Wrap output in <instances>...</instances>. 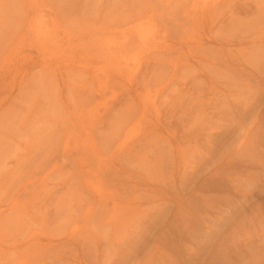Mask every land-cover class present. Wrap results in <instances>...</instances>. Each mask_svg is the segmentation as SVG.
Listing matches in <instances>:
<instances>
[{"label": "rangeland", "instance_id": "rangeland-1", "mask_svg": "<svg viewBox=\"0 0 264 264\" xmlns=\"http://www.w3.org/2000/svg\"><path fill=\"white\" fill-rule=\"evenodd\" d=\"M19 1L21 2V0ZM41 1L43 2V0ZM46 1L47 2L49 1L50 3L49 2L46 3ZM87 1L88 3L89 2L90 3L87 4ZM113 1L108 2V0H44V2L47 5L44 3V5H41V7L43 6L42 10L45 8L47 10L46 9L44 11L41 10L43 14L42 12H40L44 17H46V19L44 20H47V18L49 20V17L50 19H52L51 17L53 15L52 12L53 10L56 11V8H57V10H59L62 16V20H63L62 23L64 22L63 24L60 23L61 26L64 27L65 29L68 28L67 32L64 29H60L59 31L61 32L59 35L61 36L59 35L58 36L61 38L59 37L57 38L56 36V38L60 40H58L57 42H54V44H51L52 46L49 45L45 49L42 46H40L39 43L36 42L37 40L33 37L34 35L30 36L28 32L29 30H26L25 28H21V27H15L18 25L19 21L18 22L16 21L17 23L15 26H14L15 24L14 22L10 23L12 21H15V19L13 18L11 21L10 19L11 16L19 20L17 18L18 17L17 12H19L18 7L16 8L17 9L16 11L14 10V12H16L17 15L15 13H11V16H8L10 15L8 14L5 17H3L4 18L3 23L0 24V154H2L1 157H3V154H5L6 157L9 156V158L11 157L12 159L11 158L9 159L7 157L8 160L6 162L7 158L5 159V165H4V158L2 159L0 158L1 159L0 161H3V163L2 162L0 163L1 165L0 167V210H4L6 208V212H7L8 207L10 208V205L14 204L15 202V207L21 206L22 208L23 206L24 208L23 209L20 208V210L24 211V209H26V211L22 212L23 214L21 215L18 214V216H15V217L4 216V212L0 213V256L1 257L4 256V258L2 259L0 257L1 261L2 260L6 261L8 259L9 261H12V262H9L7 260L10 264H14L16 260L18 261V263H15V264H78L77 261L79 263L82 261V264H94L93 261H95L96 263V259H97L95 256L96 255L95 252L97 253V250H94L93 246L95 242H91L89 240L88 235H90L92 238L98 239V242L96 244L99 245L103 243L99 247L100 248L107 247L108 249H110V256H114V251H116V245H117L116 242L119 240L118 238L120 237V235L136 230V232H138L136 235V244H134L132 248L129 250L130 252H129V256H127L126 264H158V260H157L158 254H154L156 252L158 245H159V248L157 250L165 251V252L163 251V258H166V257L169 258L168 255L173 257L175 255L174 253H176L181 248V246H183L184 248V246L185 247L189 246V244L190 245L192 244L191 246L195 248L194 250L195 252H197L196 253L197 255H196V258H194L193 263H190L192 262L190 261L187 263L184 262V264H223V263L224 264H252V263L254 264L255 261L258 260L260 257H262L261 259L263 261L262 264H264V225H263L264 224V187L260 188L259 190L256 189L255 192L254 191L247 192L245 194V197H242L241 199L238 200L237 204L238 205L240 204V206L242 207V211H244L243 212L244 216H242L243 214L240 211V214L238 216L236 215L232 218L231 217L229 218V215L227 216L226 214L224 215L220 214L219 215L220 217L218 218L217 216L214 217V220L217 222V226L211 229L219 228L220 230H218V232L216 231L217 233L215 232V236L211 238V240L213 239L212 241L210 240V242L212 243L210 242L202 243L203 242L201 239L202 236H197L198 238L197 240L194 239L195 241L192 240L191 239L192 237L190 236L187 238V236H185L186 230L184 231L181 228L182 222L179 216L172 218L171 215H168L167 218H165V221L163 222H160L162 219L156 218L152 220V222H149L146 226L144 224L141 227L142 229L136 228L135 220L137 219V216H140L141 213L139 212H138L139 214L134 213V211H132L131 209H130L131 211L127 209L128 212H126V210L124 209L125 207L129 208L137 204H140L142 206L141 209H145V208L148 209L150 207L148 204L150 200L148 198H149V194L151 193L149 190H147L148 188L147 184H150L151 181L149 180H152V179L148 177L149 174L145 177V175L147 174L146 172H148V167L146 166V162L144 163V161H141V160L142 159L144 160L145 158V161H146V159L151 154H154L155 150H153L152 152V149H153L152 147H154L155 141L153 139L150 140L151 136L154 137L156 140H158L157 136L160 137L161 135V134L159 135V133L163 132L162 135L164 136L166 134L168 135L170 131H173L174 127L171 128L173 130H170V131L166 130V127L164 125L167 124L168 122H173L175 123L176 126H178L179 129H176L175 131H179L178 133L179 135L181 134V131H180L182 127L181 125L183 126L190 125V126H193L194 128L195 127H197V129L199 128V124L202 121L200 119L202 117L199 116L200 114L197 110L196 111L193 110L194 107L192 106V104L188 103L190 102L191 97L188 96L187 94L189 95L192 94L193 96H196L198 99H200L199 98L200 96H198V94L200 92L201 93L203 92V90L201 91V89H205V91L208 90L206 88L207 85L208 84L213 85L214 84L213 80H214L215 81L214 90L216 91V89H218L216 94L219 93L218 95L215 94V96H219V95L221 96V94L225 92L229 94V99L231 97V100H232L233 98H235L236 93H237V90H235L236 88H233V87H238V90H239L238 92L242 93V92H245L243 91L244 88H242V86L243 87L250 86L252 88L254 85L258 87L257 83H261V80L259 78L262 76L261 74L262 64L261 63H263V58L261 57L263 56L259 55L260 52L258 50L256 51V48L257 47L259 48V45H258L259 42L261 43L262 40L264 41V36H263L264 28L262 27V25L261 26L259 25L262 23V21L264 22V13L262 14L260 13L261 15L259 14V11L260 10L262 11L264 9V8H261V7H264L263 5L264 0H226L228 2L225 1V4L221 5V8L219 7L220 8L219 12L223 16L219 14L220 15L219 19H215L217 18L215 17V15H218V12H216L214 17H211L210 19L209 18L204 19L202 23L201 22L198 23L197 20H194V21L189 20L187 19V17H185L186 14H182V13H187L185 12L186 10L185 5L187 4L190 5V3H192L191 2L192 0L191 1L180 0V2H176L177 0H175V4L173 3V0H170V2H168L167 0H155V1L152 0L151 3L149 0H140V1L135 0L133 2L132 0H124V1L120 0L121 3L119 2V0H115V2L117 1L116 2L117 6L112 3ZM181 1L182 3L183 2H188V3H185L182 6ZM206 1L207 0H201V1L199 0V4L197 5V7H200V5H204ZM10 2L13 3L12 1H9V3ZM110 2L112 3L111 4L112 6H115L114 8L115 10L117 7V11H115L112 8H111L112 10L110 9L111 7ZM143 2L145 3L148 2L149 4L146 6V4ZM123 3H124V6H123ZM168 3H171L170 6H168L169 5ZM226 3L229 5H226ZM179 4L182 6V9H180L181 6H179ZM45 5L46 7H44ZM176 5H177L176 10L178 9L179 11L180 19L178 16V11L176 12L175 8L173 10V7H175ZM95 6L96 8H94ZM255 6L260 8V10L257 8L259 10L257 11L258 12L257 14L255 12L257 10ZM20 7L21 5L19 4V9ZM118 7H122L121 11L122 9H125L123 11L124 14H122L123 18L126 17L127 13L130 12L132 8L133 9L130 12L131 15L128 13L129 15L128 20L127 18L123 19V21L116 23V27H115V21L112 18H115L114 14H116L117 16L118 13L120 14L122 13L120 12V10L118 12ZM130 7L132 8L130 9ZM183 8L185 9L183 10ZM144 9L146 10L143 11L142 13V10ZM187 9H188V6H187ZM254 9L256 10L254 11ZM49 10L50 11L52 10V12H50ZM181 10H183L182 13L180 12ZM109 11L111 12V14L113 13L112 14L113 16L110 14ZM44 12L47 13L48 16L49 15L51 16L48 17ZM91 12L92 13L97 12V13L96 14L93 13L94 14L93 15ZM146 12H147L148 17H145ZM171 12H174V15L177 14V17L175 15V17H173L174 19H172L173 14L171 15ZM133 13L134 15L132 17ZM139 13L141 14L142 18L139 15H138L139 17L137 16V18H140L142 21L139 19V21L141 22L137 24L138 22L137 18L134 16L135 14H139ZM252 13L256 14L257 16L252 15ZM21 14L22 12L21 13L19 12V15ZM36 14H38L36 15V17L40 16L39 13L36 12ZM102 14H104L105 17H107V19H105V17H103L104 15ZM63 15L66 19L68 17L69 20L68 19H67L68 21L64 20ZM96 15H99V16L97 17ZM100 15L102 18H100ZM107 15L108 16L110 15V17L111 16L112 17L108 18ZM259 15L261 17L263 15V18L261 19ZM182 16L185 19H183ZM258 16L259 18H257ZM33 17H35V15ZM129 17H130V21H129ZM253 17L255 18L253 19ZM59 18L61 19L60 16L58 17V19ZM117 18H121L120 15H118ZM117 18H115V20L120 21V19H117ZM176 18H178L177 21H179L178 22L179 25L176 24L177 23V21L175 20ZM98 19H99V22H98ZM102 19L103 21L106 20L105 24L101 23ZM108 19L109 20L112 19L110 22L114 24L113 26L111 25L113 30L107 29L108 31L107 32L106 28H111V26L107 24V23L110 24L109 21L107 22ZM145 19H148V21L150 20L151 21L148 22ZM186 19L189 20V23L190 22L192 23V24L190 23L191 25L189 24L190 25L189 27L185 22ZM232 19L234 20L233 23L230 22ZM135 20L137 21L136 23H134ZM152 20L155 23H153ZM173 20H175L176 23L174 22L172 24ZM180 20H183L182 21L183 25L186 24L187 27H185L186 25L183 26ZM210 20L211 21L215 20L213 21L214 22L213 25H211ZM227 20L229 21L227 22ZM66 21L68 23H66ZM193 22H195L198 25L201 24L200 26L202 27V29L201 28L199 29L198 28L199 26L196 25L195 23L193 24ZM127 23H128V27L131 26L133 30L134 29L136 30L138 28V30L141 31V33L143 32L142 30H145L143 33L152 32V30L148 31L145 29L147 28V25L149 26L152 25L151 28L149 27V29H153L154 27L153 32L151 34L154 33L155 37L159 35L155 33L159 29H160L159 36H161L163 35V33H167L170 30V28H172L171 30L173 31V33L170 30L168 32V34L170 35L165 34L167 38L164 37V35L161 36L160 38H158L159 36L155 38L154 35H152L153 37L148 35L150 38H153L152 41H156V44L157 42H159V46H160L161 41L163 43L162 44L163 46H166V45L168 47H170V45L172 46L170 47V49H167V51L163 50L162 52L159 50L158 52L157 49H163V47L157 48L159 47L158 44L156 46V44L151 43L152 41H149L150 44L154 45L153 47L156 46V48L153 49L152 47V49L148 51L149 53L147 52V54L149 55H150V52L153 53V54L151 53L152 56L148 57L147 62H149V65L153 63L156 65L157 61L161 62L164 59L165 62H161L162 69L156 70L155 72L150 71L149 72L150 74H154L153 76L149 77L150 80H147V81L142 80L141 79L142 72L145 70L147 66L146 61L144 60V58L147 59L146 55L145 56L143 55L145 53H140L139 55V54H136L135 52V56L133 54L131 55L132 57L131 56L129 57V55L127 54L130 52L123 53L122 51H119V52H122L120 54L118 53L119 55L121 54L122 55L124 54V55L123 57H121L122 55L119 56L117 55V53L114 54L115 57L118 56L117 59L130 58L133 60V57H138V56L143 57L144 56L143 58H139L140 61L143 60V62L140 63L141 67L140 69H138L137 71L138 73L135 72L136 74L135 76H134V72H132L131 74L134 79L130 77L131 75L127 76V78H129V82L126 79V77H124L123 80L122 78L120 79L110 78L111 79L110 80L106 76L107 77L106 80H102L103 79L102 78L101 79L102 81H99V82L97 80L92 79L94 75V71L96 70V67L101 65L102 59L104 58L106 54L105 52L102 53V50L101 52H99L100 50H98L99 49L97 46L98 44H95L99 40L102 39L101 37L104 38L107 35L106 38L107 37L110 39L112 38L111 40H113V37H114V40H115L116 37L109 36L110 35L109 33H111V35L112 34L115 35L117 32L118 35L116 34V36L118 38L128 35L129 37L131 36L130 38L136 39V36L141 34L140 32H138V30L133 31L131 28L129 29L127 26H125L127 25ZM151 23H153L154 25L157 24L156 31H154L156 26H154ZM65 24H67V26H65ZM96 24H99V25L103 24L101 26L102 28H99L100 30H98L99 26ZM140 24L145 27L143 26H142L143 28L140 27ZM254 24H258V25H254ZM122 25H124L125 27L123 26L122 28ZM173 25H174V28L169 27ZM175 25L176 27L178 26V28L181 25L183 28L180 27L181 29L179 28L180 31H178V28H176ZM91 26L93 27L96 26L94 31H93V27ZM192 26L194 27L198 26L197 28L199 30L197 31V29H191V28H194ZM245 26L246 27L248 26L249 30L257 26L256 28L252 29L254 31L260 26L257 29L258 32H256V34H258L259 32L261 33L262 31L263 32V35H261L262 37L260 36V34H258L261 39L255 36L254 35L255 33H253L252 30L251 31L248 30L249 32L247 34L252 32V34H250L251 37L254 36L257 38L253 37L254 39H251L249 41V39L251 38L249 35V36H246L247 38L250 37L248 38V41H246L247 39L245 35H247L246 31L248 27L246 28ZM89 27H91L92 29H90ZM167 28L169 29L168 31L166 30ZM209 28L211 31L209 30ZM102 29H104L105 31L103 32ZM176 29H177L178 34L176 33ZM184 29L186 30V33ZM190 29L194 31L192 32ZM203 29L205 33H203L202 31ZM90 30L93 33L96 32L95 30H97L96 34L97 36H101L99 37L100 39L95 34L93 35V33L90 32ZM124 30L126 31L125 34H124ZM130 31L133 34H130L131 33ZM218 31H221L222 32V33L220 32L221 36H224V37H221ZM21 32H23V34H21ZM181 32H183L184 34ZM210 32L211 34L213 32V35L215 36L219 34L218 36H216L219 38H216L214 36L215 38L212 37L214 39L213 40L210 37L211 35L208 34ZM214 32H216V34H214ZM19 33L22 36H20ZM196 33L198 35H196ZM186 34H189V35H186ZM242 34H245V35H242ZM24 35H26L25 38H24ZM66 35L69 38L66 37ZM241 35L243 37H241ZM169 36H171L172 38ZM62 37L64 40L62 39ZM163 37H164V40L166 39L167 41L166 40L163 41ZM244 37L246 40L244 39ZM258 38L260 41L257 40ZM156 39L161 40V41H158ZM195 39L198 40L197 44L200 43L198 44L199 45L198 47L196 46V48H193L195 47L193 46L191 48V45L187 46L188 43L192 44L191 43L192 40H195ZM238 40L239 42H237ZM253 40L255 41L253 42ZM100 42L101 41H99L98 43ZM149 42L145 44L146 45L145 47H148L147 45H150ZM57 43L58 44L60 43L63 46L57 47ZM172 43L174 45H172ZM250 43L251 45L256 43L257 45L256 44L255 45L257 47H255V45H252L254 46L253 48L251 47V45H250L251 48L246 47V45L249 46L248 44ZM188 47H190L191 49H189ZM234 47L235 48L238 47L237 48L238 51L237 49L234 50ZM204 48L206 50L208 49L209 52L206 53ZM209 48L212 50H210ZM63 49H65L67 53H70L69 57L64 56L66 52ZM201 49L204 51L202 52ZM228 49L230 52L235 51V53L233 54V52H231L232 53L231 55ZM246 49L249 51H245ZM254 49H255V52H254ZM130 50H134V49L130 48L129 51ZM239 50L241 53L239 52ZM251 50L254 53L251 52ZM125 51H127V49ZM133 52L134 51H132L131 53ZM256 53H258L259 56L258 55L257 56L261 58L262 60L255 58L257 57V56H254L256 55ZM222 56L223 58L220 64H222V62L225 61L224 63L228 62L227 63L228 65H225L223 63L220 67H218L219 72L215 74V77L217 78L213 77L214 79H209L210 81L208 80L206 85L203 84L202 81L205 80V77H202V75L205 69V65L209 63V61L211 62V60L212 62H220L219 59H221ZM246 56L247 57L250 56V57L246 58ZM252 57L255 58L257 61H255ZM252 60L256 62L255 65L258 64L256 65L257 69L255 68V65L254 66L252 65L253 63ZM244 61L245 63H249L250 65L244 64ZM79 63L83 65L85 64V69H79L78 67ZM43 66L48 67V72L46 75H44L46 78L45 77L44 78L47 80V83L49 81V84H48L49 86L46 85L47 83L44 81V78L42 77L44 74L43 70L45 69ZM242 66H244L245 68H243ZM93 67L95 68L93 69ZM238 67H242V68H238ZM156 69H159V68H156ZM243 69L244 70L247 69V70L244 71ZM99 70L100 69L97 70L99 75H102ZM226 72L228 75H230V73L232 74V76L235 75L234 77H232L231 75L229 76L232 78V80L233 78L235 79L237 77L238 78L237 81L242 82L243 79L241 78H244L245 82L248 84L245 85L244 81L242 83H238L237 81H235L238 83V85L237 84L235 85L234 80L232 81L230 80L231 78L230 79L229 77L227 78ZM237 73L241 75L239 76V74ZM221 76H225V77H222L221 79ZM246 76L249 78H247ZM39 77L42 78V80L44 81L43 82L44 84L42 83V80L40 79L38 80ZM101 77H104V76L102 75ZM218 78L219 80L220 79L221 80L219 81ZM223 78H227V82H229V80L232 81L231 82L232 87L230 88L231 90L233 88L232 91L229 89L230 87L229 85H231L230 82L228 84L224 83L226 79L224 80ZM239 78L241 80H239ZM124 80L126 82H124ZM256 80H259V81H256ZM139 81H142L144 83L147 82L146 83L147 87L149 86L151 90L149 91V93L151 94L153 93V96L156 95L155 108L157 110L150 109L147 114H144L145 116L143 115L146 118H144L143 116L141 118L137 117L138 114H136V116L133 115L135 113V112L133 113V111H136V108H135L137 105L136 100L137 99L141 100L143 98V94H145L143 92L148 89V88L146 89V86L144 85H142V87L140 84H138L140 85V87L136 86V84ZM156 81H157V84L159 83L158 81H160V84H162L161 86L162 87L164 86L163 88H159L160 90L158 89L159 90L158 92L156 88L160 84L158 85L156 84L157 86L155 87L154 83H156ZM123 83L127 85L128 83L133 84L132 86L133 88L130 91V93H127L124 88L121 89V87L124 85ZM39 84L40 85L43 84V87L45 85V88H42V85L39 86ZM241 84H244V85H241ZM202 85L206 87L202 88L203 87ZM46 86L48 87L47 90H50L52 94L54 93L53 95L50 94V91H49V95L47 94L48 91H46ZM153 86L156 90V93H154L155 90ZM240 86L242 90L239 89ZM37 88L38 89L42 88L43 95L46 93L45 96L46 97L48 96L49 100L50 99L53 100V104L50 100V104L46 105L47 98L43 96L42 93L40 94V92L42 91H39ZM134 88L138 90L135 91L136 89ZM245 90L247 91V89ZM35 92L38 93V94L36 93L37 96L35 95ZM231 92L235 94V95L234 94L232 95L233 97L230 96L232 94ZM239 93L237 94L236 98L239 97L240 95L242 96V94L240 93L239 95ZM31 95L32 97H35V98H32ZM54 95L55 97L58 96L57 97L58 99H56ZM209 95H211V93ZM50 96H53V97H50ZM104 96L106 100H102V97L103 99H105ZM153 96L150 95V97L154 98ZM54 100L57 101L61 106L57 104V102L55 104ZM30 103H32L33 106L32 104L30 106ZM79 104L81 105L84 104V106L80 105L82 108H85L88 105V108L86 107L87 111L85 109H82L80 106H78ZM55 105L56 106L59 105L60 108L59 106L56 107ZM94 105H95L94 110L97 108V105H98L99 110L97 112L96 110L95 112H92L93 114H91L92 115L91 116L90 111H92L93 108L91 110V108L89 109V107H94ZM47 106H49V108ZM50 106L51 107L54 106L55 109L54 107L52 109ZM262 106L264 107V105H261L260 108H262ZM79 107L81 108V110L79 109ZM46 109H52L55 113L53 112L50 114V112H47ZM79 110L82 112H80ZM83 110L86 112L87 115L89 113L91 117H89V115L87 116L86 114L85 116H83L84 115L83 113H85ZM153 110L154 111L156 110V111L154 112ZM33 112H34V115L35 114L39 115L40 113V118H38L39 116L36 117L37 121L34 115H32ZM195 112H198L199 115ZM29 113H32V114H29ZM81 113L83 115L80 116ZM131 113H133L132 115L134 116L135 120H133L134 119L133 118L132 121L129 122L128 126L125 127L124 123L131 116ZM53 114L54 116L48 117L50 119L49 122L51 121L50 123L53 122V124L48 125L50 123H48V121L46 122L45 117L48 115H53ZM29 115L31 116L30 120L28 117ZM156 115L158 116V119H155ZM41 116H42V120L44 118L48 126L46 125L44 120L43 121L41 120ZM193 116L194 118H191ZM138 118L140 119L137 120ZM23 119L24 120L26 119V120L22 121ZM27 121H28V124L26 123V126L34 124L33 127H36V125H38V123L41 122L39 125H42L43 123H45V125L43 124L45 128L42 125L43 130L40 128V132H39V127L41 126H37L38 129L35 128L34 133L30 132L32 135L28 133L29 135L27 134V136L29 137H27L25 134L27 133V131L29 132V130L24 125L25 124L24 122H27ZM29 121L30 122L32 121V124L31 123L29 124ZM138 121L140 123H138ZM20 123H23L27 131H25L24 126L22 127V124L20 125ZM16 124L20 126L19 128L20 133H18V131L16 132V130L18 129L12 130L13 127L12 129H10L11 126L13 125L15 126ZM133 124L136 125V128H134L135 126H133ZM19 126H17V128ZM31 127L32 126H30L29 129ZM36 129L38 132L36 131ZM125 130L127 132H130L131 134L130 135L128 133V136H130L129 141L133 138L134 139L140 138L141 140L144 139L143 141L140 142V145L138 144L135 146V149L137 151L139 149L140 153L143 152L141 154V156L143 155L142 159L139 156L140 153L137 152L136 150L132 149L129 152L127 150L128 148L123 149L125 145L121 148L123 150L120 149L121 151L119 150L115 152L113 151L112 148H110L111 145L113 144L112 147H114V150L116 149L114 146L115 140L118 139L116 136H118V134L120 133L122 135L126 134L127 132ZM114 132L118 134H116L115 136ZM146 136H147V139L145 138ZM115 137L116 139H114ZM122 137L123 136L119 138L120 140L119 142L121 143H122ZM148 137L150 138L148 139ZM2 140L8 141L10 144L7 142L9 144L7 146L5 141L2 144L1 143ZM148 142H150L151 144ZM4 143H5V146H3ZM141 144L147 147L144 148L143 146H141ZM148 150L149 152H146ZM110 151L114 152L115 156L110 155L112 154V152L110 153ZM127 152H129V154L132 152L134 155L131 156L132 153L130 155L128 154L127 156H129L130 158L128 159V157H126L125 155ZM136 152L138 155H136ZM145 152L147 155L145 154ZM100 154H103V157L105 156L108 158L104 159L101 155V158H103L101 160L100 157L98 156L100 160L98 162L96 157L97 155H100ZM124 155L126 158H123ZM134 156L138 158L134 159ZM51 157H52V160H51ZM22 158H25V159L23 160ZM17 160L18 161L21 160L22 162L20 161V164L22 165L17 163ZM41 162L43 163L48 162V165H45V163L41 164ZM95 162H98V164L100 163L101 166L99 165L98 167L97 163ZM16 163L19 164V167L15 166L17 165ZM35 164H39L40 167L39 168L38 166L34 167ZM82 164L83 165L85 164L86 167H84L85 165L83 166ZM43 166L44 167L46 166V167L44 168ZM88 166L90 167L88 168ZM15 167L17 170L15 169ZM41 167H43V169ZM19 168L23 170L24 173H21L20 171H18L20 170ZM34 168L36 169L38 168V170L36 169L34 170ZM52 168H55V169H52ZM82 168L85 169L86 171L88 169H92V170H90L91 172L89 171L90 173H88V171L87 172L85 170L83 171ZM12 170H16L23 175H19L21 177L19 178L17 177L18 175H16L19 173L14 171L15 173L12 174L13 172ZM43 170L47 171L49 174H47ZM83 172H86V173L84 174ZM138 174H140L141 176ZM83 175H86V176H83ZM85 181L92 184L89 187L92 188V186L95 185L96 188L97 186H99L100 189L97 192L92 191L94 189L91 190V188L89 187H87L88 188L87 189L85 186L86 184ZM100 190L106 195H108L105 200L101 199L98 201L99 195L95 197V194L100 193ZM109 196L110 197L113 196L114 197V198L112 197L113 200H109L110 198ZM93 198L95 199L93 200ZM19 201L21 204L18 203ZM26 203L27 205L24 206V204ZM126 203L129 205V207H127ZM112 205H113V208L115 206L116 210L115 208L113 210H115L119 214V216L117 213L115 214L114 213L115 211L113 212V210L110 212V209H112ZM244 207L245 209H243ZM106 210H109L110 215H108L109 213ZM112 213H114L115 215ZM260 213H262V215ZM97 215L100 216V218L97 217ZM85 216L87 218H85ZM107 216L112 217V219L119 218L118 223H117L118 225L116 227L114 226L109 227L102 223H98L100 222V220L104 221ZM54 217L55 218L57 217V219H55ZM59 217H61L63 220ZM246 218H249V219H246ZM96 219H99L97 220L98 222L96 221ZM108 219L109 217L107 218V220ZM158 219L159 221L157 222ZM56 220L59 221V223H57L58 225L56 224ZM221 221L222 222L224 221L225 224L222 223ZM228 221L229 222L231 221V222L229 223ZM52 222L55 223V225L57 226H55ZM71 229L73 232L70 231ZM67 232L68 233L71 232V233L67 235L68 234ZM171 232L177 233V237L174 235H171L173 234ZM166 233L170 234L171 237L167 235ZM224 234L225 236H223ZM84 235L86 238H83ZM233 236L234 237L240 236V238L242 236V238L240 239L237 237V239L236 238L234 239ZM30 239L33 241L31 242ZM37 239H39L40 243L37 242L38 241ZM107 239L110 240L109 245L105 244ZM200 240L202 242H200ZM236 240H238L239 244L232 243V241L235 242ZM34 241L38 244L36 243L34 244ZM203 244H205V246L203 247L201 251L200 247ZM228 244L229 245L231 244V245L229 246ZM241 244L242 246H240ZM232 245H235V247ZM118 250L119 248L117 249V251ZM164 253L165 254L167 253L166 257L164 256L165 255ZM102 258L103 259L105 258V254L102 255ZM5 263L6 262H4V264Z\"/></svg>", "mask_w": 264, "mask_h": 264}, {"label": "bare ground", "instance_id": "bare-ground-1", "mask_svg": "<svg viewBox=\"0 0 264 264\" xmlns=\"http://www.w3.org/2000/svg\"><path fill=\"white\" fill-rule=\"evenodd\" d=\"M9 1H12L13 3H9ZM23 0H21V2L19 1V0H0V24H2L3 23V17H5L6 15H8V14H10V15H8V16H11V13H15L16 14V12H14V10L16 11L17 9V7H18V10H19V12L21 13L22 12V14L21 15H19V12H17V14H18V19L19 20H17L15 17H12L11 16V21H12V18L13 19H15V21H12V22H10V23H15L14 24V26L16 25V23L18 22V25L17 26H15V27H21V28H25L26 30H29L28 32H29V34H30V36L32 35H34L33 37L37 40L36 42L37 43H39V45L40 46H42L44 49L45 48H47L49 45H51V44H54V42H57L58 40H60V39H57L59 36H61V35H59L60 34V32L61 31H59L60 29H64L66 32H67V29H65L64 27H62L61 26V24L60 23H62V16H61V14H60V12H59V10H57V8H56V11H54L53 10V12H52V10L50 11V12H52L53 13V15L51 16V15H49V16H51L52 17V19H50V17L47 15V13H45L48 17H49V20H48V18H47V20H44V19H46V17H44L42 14H43V12L42 11H44L45 9H43L42 10V7H41V5H44V0H43V2L40 0H24L23 2H22ZM109 1H113V0H108V2ZM122 1V0H121ZM124 1V0H123ZM133 1H135V0H132V2ZM137 1V0H136ZM140 1V0H139ZM150 1V3H151V1L152 0H149ZM155 1V0H154ZM168 2H170V0H167ZM182 1H185V0H182ZM182 1H181V3H182ZM189 1H191V0H189ZM198 3H197V2ZM201 1V0H200ZM225 1L226 0H207L206 2H205V4L204 5H200V7H197V5L199 4V0H192L191 2L192 3H190V5H185V8H186V10H188V11H186L185 10V12H187V13H182V11L185 9V8H183V10H181L180 12L182 13V14H186V16L185 17H187V19H189V20H197V22L199 23V22H201L202 23V21L204 20V19H207V18H211V17H214V15H215V13L216 12H218V15H215V17H217V18H215V19H219V16L220 15H222L220 12H219V10H220V8H221V5H223V4H225ZM19 2V3H18ZM49 2V1H48ZM47 1H46V3H48ZM107 2V3H108ZM115 2V0L112 2L114 5H116V2ZM119 2H120V0H119ZM176 2H180V0H177ZM226 2H228V1H226ZM17 3V4H16ZM45 3V4H46ZM50 3V2H49ZM90 3V2H89ZM88 3V1H87V4H89ZM111 2H110V9L112 8V9H114L115 8V6H112L111 4H112ZM121 3V2H120ZM143 3H145V2H143ZM172 3V2H171ZM171 3H168L169 5L168 6H170V4ZM173 3L175 4V0H173ZM180 3V4H181ZM185 3H188V2H183L182 3V6H183V4H185ZM201 3V2H200ZM230 3H232V2H230ZM246 3V2H245ZM19 4L21 5V7H20V9H19ZM23 4V5H22ZM109 4V3H108ZM118 4V3H117ZM138 4V3H137ZM146 4V6L149 4L148 2H146L145 3ZM179 4V6H181ZM202 4V3H201ZM17 5V6H16ZM47 5V4H46ZM46 5L44 6V7H46ZM153 5V4H152ZM226 5H229V4H227L226 3ZM264 5V4H263ZM90 6V5H89ZM94 6V5H93ZM102 6H103V4H102ZM117 6V5H116ZM123 6H124V3H123ZM126 6V5H125ZM150 6V5H149ZM178 6V7H179ZM182 6H181V8L180 9H182ZM187 6H188V9H187ZM41 7V8H40ZM105 7V6H104ZM128 7V6H127ZM140 7V6H139ZM171 7H172V5H171ZM197 7V8H196ZM220 7V8H219ZM256 7V9L258 8L259 10H260V8L259 7H257V6H255ZM94 8H96V6L94 7ZM121 8L122 7H118V12H119V10H120V12H122L121 14L120 13H118V15H120V17L122 18V20H121V18H117V16H116V14H114V17L115 18H117V19H120V21L118 20H115V18H112V19H114V21H115V27H116V23H119V22H121V21H123V19H126L127 18V20H128V13L131 15V10L133 9L132 7H130V12H128L127 13V15H126V17H122V14H124L123 13V11L125 10V9H122V11H121ZM174 8H175V10H176V8H177V5L175 6V7H173V10H174ZM222 8H223V6H222ZM252 8V7H251ZM254 8V7H253ZM261 8H264V7H261ZM22 9V10H21ZM89 9H91V8H89ZM111 9V10H112ZM139 9H141V8H139ZM256 9H254V11L256 10ZM256 10L255 12H256V14L258 13L257 11H259V10ZM42 10V11H41ZM47 10V9H46ZM97 10V9H96ZM101 10V9H100ZM115 10V9H114ZM113 10V11H114ZM146 9H144V10H142V13H143V11H145ZM222 10V9H221ZM253 10V9H252ZM90 11V10H89ZM102 11V10H101ZM112 11V12H113ZM115 11H117V7H116V10ZM114 11V12H115ZM148 11V10H147ZM171 11V10H170ZM178 11V9L176 10V12ZM191 11V12H190ZM264 11V9L261 11H259V14L261 13H264L263 12ZM36 12L37 13H39L40 14V16H38V17H36V15H38V14H36ZM40 12H42V14L40 13ZM48 12V11H47ZM49 12V13H50ZM110 12V11H109ZM139 12V11H138ZM141 12V11H140ZM175 12V11H174ZM174 12H171V15L173 14V16H172V19H174L173 17H175V15H176V17H177V14H175L174 15ZM175 12V13H176ZM48 13V14H49ZM92 13V12H91ZM93 13H97V12H93ZM92 13V14H93ZM107 13V12H106ZM116 13V12H115ZM135 13H137V12H135ZM245 13V12H244ZM16 14V15H17ZM91 14V15H92ZM99 14V13H98ZM110 14H111V12H110ZM113 14V13H112ZM111 14V15H112ZM146 15H145V17H148V15H147V12L145 13ZM220 14V15H219ZM250 14V13H249ZM256 14H253L252 13V15H256ZM260 14V15H261ZM14 15V14H13ZM35 15V17H33ZM94 15V14H93ZM102 15H104V14H102ZM133 15H134V13L132 14V17H133ZM141 16V14L139 13V14H135V16L134 17H136L137 18V16ZM259 15V16H260ZM7 16V17H8ZM21 18H20V17ZM61 17V19L59 18L58 19V17ZM97 17L99 16V15H96ZM108 16V15H107ZM113 16V15H112ZM111 16V17H112ZM138 16V17H139ZM178 16H179V19H180V15H179V11H178ZM223 16V15H222ZM257 16V15H256ZM259 16L257 17V18H259ZM63 17H64V15H63ZM97 17H96V19H97ZM103 17H105V15L103 16ZM110 17V15L108 16V18H111ZM183 17V16H182ZM232 17V16H231ZM231 17H230V19H231ZM100 18H102L101 17V15H100ZM141 18H142V16H141ZM170 18H171V16H170ZM255 17H253V19H254ZM260 18L262 19L263 18V15H262V17L260 16ZM64 20H67L68 19V17H67V19L64 17L63 18ZM96 19H94V20H96ZM105 19H107V17H105ZM111 19V20H112ZM133 19H135V18H133ZM139 19L140 18H137V21L135 20L134 21V23H136L137 22V24H139V22H141V21H139ZM151 19V18H150ZM183 19H185L184 17H183ZM186 19V24L188 25V27L192 24L191 22V24L189 23V20H187ZM229 19V20H230ZM69 20V19H68ZM67 20V21H68ZM111 20H107V22L109 21H111ZM145 20H147L148 21V19H145ZM171 20V19H170ZM176 21L178 20V18H176L175 19ZM175 20H173V22H172V24L175 22L176 23V21ZM199 20V21H198ZM229 20H227V22L229 21ZM256 20V19H255ZM259 20V19H258ZM17 21V22H16ZM58 21H59V23H58ZM66 21V23H68ZM105 21L106 20H104L103 21V19H102V21H101V23H104L105 24ZM117 21V22H116ZM129 21H130V17H129ZM132 21V20H131ZM151 21V20H150ZM150 21H148V22H150ZM182 21L183 20H180V22H181V24L183 25V23H182ZM206 21V20H205ZM211 21V20H210ZM209 21V22H210ZM213 21H215V20H213ZM213 21H211V25H213L214 24V22ZM222 21V20H221ZM233 19L230 21V22H232L233 23ZM260 21V20H259ZM95 22V21H94ZM98 22H99V19H98ZM97 22V23H98ZM152 22H153V20H152ZM170 22V21H169ZM178 22L179 21H177V23L176 24H178ZM188 22V23H187ZM213 22V23H212ZM255 22V21H254ZM64 23V22H63ZM62 23V24H63ZM145 23H147V22H145ZM144 23V24H145ZM153 23H155V22H153ZM153 23H151V24H153ZM195 22H193V24H194ZM225 23H226V21H225ZM259 23V22H258ZM262 23H264L263 21H262ZM259 24L260 26L262 25V27L264 28V24ZM91 24V23H90ZM95 24V23H94ZM100 24V23H99ZM99 24H96V25H98L99 27H98V30H100L99 28H102L101 26L103 25H99ZM108 25H112L113 26V24L110 22V24L109 23H107ZM130 24V23H129ZM141 24H143V23H141ZM140 24V27H142L143 25H141ZM186 24H184V25H186ZM190 24V25H189ZM196 24V23H195ZM13 25V24H12ZM136 25V24H135ZM154 25V24H153ZM179 25V24H178ZM183 25V26H184ZM187 25L185 26V27H187ZM196 25H198V24H196ZM201 25V24H200ZM200 25H198L197 27L200 29H202V27L200 26ZM223 25H224V23H223ZM254 25H258V24H254ZM65 26H67V24H65ZM112 26H111V28H106V26H105V28H106V31H107V29L109 30V29H112ZM123 26L124 25H122V28H123ZM125 26H127L128 27V23H127V25H125ZM124 26V27H125ZM152 26V25H151ZM151 26H149V25H147V28H145L146 30H148V31H151L152 30V32H153V29H154V27H153V29H149V27L151 28ZM154 26H156L155 27V30L154 31H156L157 30V24H155ZM195 26V25H194ZM194 26H192V27H194ZM202 26H203V24H202ZM259 26V27H260ZM91 27H93V26H91ZM91 27H89L90 29H92ZM95 27L96 26H94L93 27V31H94V29H95ZM114 27V28H115ZM119 27H121V26H119ZM132 27H134V26H132ZM139 27V28H140ZM143 27H145V26H143ZM142 27V28H143ZM169 27H173L174 28V25L173 26H169ZM175 27H176V25H175ZM180 27H182L181 25H180ZM179 27V28H180ZM197 27H194V28H191V29H197V31L199 30ZM212 27V26H211ZM246 27V26H245ZM248 27V26H247ZM246 27V28H247ZM257 27V26H256ZM256 27H254V28H256ZM258 27V28H259ZM129 29L131 28V26L130 27H128ZM141 28V29H142ZM176 28H178V26L176 27ZM179 28H178V31H180L179 30ZM183 28V27H182ZM251 28V27H250ZM254 28H251L250 30H249V27L247 28V31H246V34L249 32V31H251L252 29H254ZM257 28V29H258ZM262 28V29H263ZM15 29V28H14ZM97 29V28H96ZM132 29V28H131ZM172 28H170V30H171ZM181 29V28H180ZM190 29V30H191ZM257 29H255V31L254 30H252L253 31V33H255L254 35L255 36H257V37H259V35L258 34H260V36L261 35H263V32L261 31V33L259 32L258 34H256V32H258V30ZM103 30V32L105 31L104 29H102ZM113 30V29H112ZM118 30V29H117ZM126 30V29H125ZM124 30V34H125V32L127 31H125ZM133 30V29H132ZM131 30V31H132ZM138 30V28L135 30H133V31H137ZM160 30V29H159ZM157 31V32H159V33H157V32H155L156 34H159L160 35V31ZM165 30V29H164ZM167 31L169 30L168 28L166 29ZM169 30V31H170ZM185 30V29H184ZM188 30V29H187ZM209 30H210V28H209ZM249 30V31H248ZM257 30V31H256ZM264 30V29H263ZM17 31H18V29H17ZM64 31V32H65ZM96 32H97V30H95ZM119 31V30H118ZM121 31V30H120ZM130 31V32H131ZM143 32L145 31V30H142ZM166 31V32H167ZM168 31V32H169ZM172 31V30H171ZM192 32L194 31V30H191ZM196 31V30H195ZM201 31V30H200ZM203 31V33H205L204 32V29L202 30ZM201 31V32H202ZM211 31V30H210ZM216 31V30H215ZM31 32V33H30ZM90 32H92L91 30H90ZM96 32H92L93 33V35L95 34L96 36H97V34H96ZM102 32V31H101ZM108 32V31H107ZM112 32V31H111ZM138 32H140L141 33V31H139L138 30ZM141 33L140 35H137L136 36V39H134V38H130L128 35H125V36H122V37H120V38H118L117 36H116V34H117V32H116V34L115 35H111V33H109L110 35L109 36H115L116 38H115V40H114V37H113V40H111L110 38H106V36L103 38V37H101V36H97L98 38L99 37H101L102 39L101 40H99V39H97V40H99V41H101L100 43H95V44H98L97 46H98V50H100L99 52H101V50H102V53L103 52H105L106 54H105V56H104V58L102 59V63H101V65H99V66H97L96 67V70L94 71V75H93V77H92V79H94V80H97L98 82L99 81H102V80H106L107 79V77L110 79V78H114V79H120V78H122V80L124 79V77H126V79L128 80V82H129V78H127V76H129V75H131L132 74V72H134V76L136 75L135 74V72H137L138 71V69H140V67H141V62H143V60L142 61H140V59L139 58H143L145 55H146V58L147 59H145L144 58V60L146 61V64H147V66H146V68H145V70L142 72V77H141V79L142 80H150V78L149 77H151V76H153L154 74H150L149 72L150 71H156V70H161L162 69V67H161V62H165V60L163 59V58H161V59H163V61H157V63H156V65L153 63V64H151V65H149V62H147V60H148V57H150V56H152V52H150V55L149 54H147V52L150 50V49H152V47L154 46V45H152V44H150V42L149 41H152V39L153 38H150L148 35H150V36H152V35H154V33L153 34H151L152 32H145V33ZM168 32L167 33H163V35H164V37H166L167 38V36H165V34H168ZM221 31H218V33H220ZM17 33V32H16ZM119 33H121V32H119ZM129 33V32H128ZM127 33V34H128ZM172 33H173V31H172ZM176 33H177V29H176ZM181 33H183V32H181ZM180 33V34H181ZM185 33H186V30H185ZM222 33V32H221ZM221 33H220V36H221ZM242 33V32H241ZM245 33V32H244ZM20 34V33H19ZM21 34H23V32H21ZM20 34V36H22ZM29 34H28V36H29ZM99 34V33H98ZM121 34H123V33H121ZM120 34V35H121ZM130 34H133L132 32L130 33ZM135 34V33H134ZM178 34V33H177ZM184 34V33H183ZM192 34H194V33H192ZM208 34H210L211 36V38L213 37V38H215L216 36H218V35H213V32H212V34H211V32L210 33H208ZM214 34H216V32H214ZM250 34H252V32H250L249 34H247V35H245V34H242V35H245V37L246 36H249ZM59 35V36H58ZM63 35V34H62ZM65 35V34H64ZM69 35V34H68ZM101 35H103V34H101ZM105 35V34H104ZM118 35V34H117ZM136 35V34H135ZM134 35V36H135ZM158 35V36H159ZM163 35H161V36H163ZM168 35H170V34H168ZM186 35H189V34H186ZM196 35H198L197 33H196ZM196 35H194V36H196ZM213 35V36H212ZM239 35V34H238ZM241 35V37H243ZM20 36H18V37H20ZM25 36L26 35H24V38H25ZM56 36H57V38H56ZM158 36H156V37H158ZM161 36H159L158 38H160ZM180 36V35H179ZM204 36V35H203ZM215 36V37H214ZM253 36V35H252ZM264 36V35H263ZM32 37V38H33ZM66 37H68L67 35H66ZM132 37H133V35H132ZM138 37V38H137ZM150 38V40H149V38ZM153 37V36H152ZM154 37H155V35H154ZM155 37V38H156ZM164 37H163V41H165L164 40ZM169 37H171V36H169ZM174 37H175V35H174ZM221 37H224V36H221ZM221 37H220V39H221ZM245 37H244V39H245ZM250 37H251V35H250ZM250 37H248V38H250ZM254 37V36H253ZM251 37L250 39H249V41L251 40V39H254V38H257V37ZM262 37V36H261ZM59 38H61V37H59ZM69 38V37H68ZM67 38V39H68ZM172 38V37H171ZM170 38V39H171ZM192 38V37H191ZM203 38V37H202ZM212 38V39H213ZM216 38H219V37H216ZM248 38L246 37V41H248ZM260 38V37H259ZM259 38L257 39V40H259ZM21 39V38H20ZM22 39H23V37H22ZM62 39H63V37H62ZM66 39V40H67ZM148 39V40H147ZM193 39V38H192ZM220 39H218V40H220ZM261 39V38H260ZM64 40V39H63ZM103 40V41H102ZM105 40H106V42H105ZM156 40H158V39H156ZM169 40V39H168ZM173 40V39H172ZM176 40V39H175ZM200 40V39H199ZM214 40V39H213ZM217 40V39H216ZM256 40V39H255ZM255 40H253V42L255 41ZM158 41H161V40H158ZM167 41V40H166ZM190 41H191V39H190ZM197 39H195V40H192V44H187V46H190L191 45V48L193 47V46H195V47H193V48H196V46L198 47L199 45L198 44H200V43H198L197 44ZM211 41V40H210ZM241 41V40H240ZM244 41V40H243ZM260 41V40H259ZM60 42V41H59ZM105 42V43H104ZM149 42V44L151 45H147L148 47H145L146 45L145 44H147ZM155 42V43H154ZM175 42V41H174ZM185 42V41H184ZM189 42V41H188ZM202 42V41H201ZM237 42H239V40L237 41ZM66 43V42H65ZM68 43H69V41H68ZM151 43H153V44H156V41H152ZM166 43V42H165ZM168 43V42H167ZM187 43V42H186ZM207 43H208V41H207ZM260 43V42H259ZM258 43V45H259V48L256 46L257 44L256 43H254V44H252V45H255V47H257L256 48V51L258 50L260 53H259V55H261V56H263V57H261V58H263V63H261L262 64V70H261V74H262V76H261V74H260V80H261V83H257V85H258V87L256 86V85H251V86H253L252 88L249 86H247V87H243L242 86V88H244L243 89V91H245V92H240L241 94H242V96L240 95V93L238 92L239 90H238V87H233V88H236L235 90H237V93H236V96H237V94L239 93V97H237L236 98V96H235V98H233L232 100H231V97H230V99H229V94L228 93H225V92H223L222 94H221V96L219 95V96H215V94L217 93V91H218V89H216V91L214 90V88H215V86H214V84H215V81L213 80V82H214V84L212 85V84H208L207 85V89L208 90H206L205 91V89H201V91L203 90V92L201 93H199V91H198V96H200L199 98L200 99H198L196 96H193L192 94V96L191 95H189V94H187L188 96H190L189 98H190V102H188L189 104H192V106L194 107L193 108V110H197L198 112H199V114H198V112H195V113H197L199 116H201L202 118L200 119V120H202L201 121V123L199 124V128L197 129V127H193V126H190V125H181L182 127H181V134L179 135L178 133H179V131H175L176 129H179L178 128V126H176L175 125V123H173V122H168L167 124H165L164 126L166 127V130H168V131H170V130H173V129H171L172 127H174V130L173 131H170V133L167 135L166 133V135H162L163 134V132L162 133H159V135H160V137H158L157 136V138H158V140H156L154 137H152L151 136V139L150 140H154L155 142H154V147H152L153 149H152V152H153V150H155L154 151V154H151L147 159H146V161H145V158H144V160L142 159L143 157V155L141 156V154L143 153H140L139 152V149H138V151L135 149V146L136 145H140V142L141 141H143L144 139H131L130 141H129V137L130 136H128V133L130 134V132H127L126 130V134H124V135H122L121 133V136H123L122 137V143L121 142H119L120 140H119V138L121 137L120 136V134H118V133H115L116 132V130H115V136H116V134H118V136H116L118 139H116V137L114 138V139H116L115 140V144H114V146H115V150H114V147H112V145H111V147L110 148H112L113 149V151H119L124 145H125V147H123V149L125 148V149H127L129 152L132 150V149H134V150H136L137 152H139L140 154H139V156L141 157V161H144V163L146 162V166L148 167V172H146L145 174V177L148 175V177L150 178V179H152V180H149V181H151V183L150 184H147V190H149L150 191V193L151 194H149V208L148 209H141L142 208V206L140 205V204H137V205H133V206H131V207H129V205L126 203V205H127V207H129V208H124L125 210H126V212H128L127 211V209L129 210V211H134V213H137V214H139V213H141L140 214V216H137V219L135 220V222H136V224H135V227L136 228H141L144 224H145V226L149 223V222H152V220H154V219H156V218H159V219H162L160 222H163V221H165V218H167V216L168 215H171L172 216V218H174V217H177V216H179L180 217V220H181V222H182V229L185 231L186 230V234H185V236H187V238L190 236V237H192L191 239L192 240H197V236H202V241L200 240V242H202V243H206V242H210V240H211V238L212 237H214L215 236V232L217 231L218 232V230H220L219 228L217 229V228H214V229H211V228H213V227H215V226H217V222L214 220V217H216L217 216V218L218 217H220L219 215L220 214H226L227 216L229 215V218L231 217H234V216H238L239 214H240V211L242 212V214H243V212L244 211H242V207L240 206V204L238 205L237 203H238V200L239 199H241L242 197H245V194L247 193V192H255V190L257 189V190H259L260 188H263L264 187V107L262 106V108H260V106L261 105H264V41L262 40L261 41V43L259 44ZM100 44V45H99ZM157 44H158V46H159V42H157ZM157 44H156V46H157ZM163 43H162V41H161V43H160V46L159 47H157V48H160V47H163V49H157L158 50V52H159V50L160 51H162L163 52V50H165V51H167V49H170V47H172L171 45H170V47H168L166 44V46H163L162 45ZM210 44V43H209ZM56 45V44H55ZM68 45V44H67ZM162 45V46H161ZM172 45H174L173 43H172ZM249 46H247L246 45V47H250V45H251V43L250 44H248ZM251 45V47L253 48L254 46H252ZM52 46V45H51ZM63 45H61L60 43L58 44L57 43V47H62ZM64 46H66V45H64ZM151 48H150V47ZM156 46L155 47H153V49L154 48H156ZM242 46V45H241ZM41 47V48H42ZM166 47V48H165ZM243 47V46H242ZM245 47V46H244ZM250 47V48H251ZM40 48V49H41ZM130 48H132V49H134V50H130L129 51V49ZM189 49H191L190 47H188ZM200 48V47H199ZM203 48V47H202ZM238 48V47H237ZM237 48H235L234 47V50L235 49H237ZM127 49V51H125ZM205 49V48H204ZM210 49V48H209ZM240 49V48H239ZM65 52H66V50L65 49H63ZM71 50V49H70ZM124 50V51H123ZM202 50V49H201ZM210 50H212V49H210ZM261 50V51H260ZM119 51H122L123 53L125 52H132V51H134L133 53H128L127 55H129V57L131 56V55H133L134 54V56H135V52H136V54H139L140 55V53H145V54H143L144 56L143 57H133V60L132 59H130V58H124V59H117L118 58V56L117 57H115V55L114 54H116L117 53V55H119L120 53H122V52H119ZM204 50H202V52H203ZM228 51H229V49H228ZM237 51H238V49H237ZM245 51H249V50H245ZM70 52V51H69ZM205 52L207 53V52H209V50L207 49H205ZM230 52V51H229ZM231 52H233V51H231ZM230 52V53H231ZM239 52H240V50H239ZM243 52V51H242ZM251 52H253L252 50H251ZM254 52H255V49H254ZM253 52V53H254ZM119 53V54H118ZM149 53V52H148ZM152 53V54H151ZM156 53V52H155ZM235 53V51L233 52V54ZM237 53V52H236ZM241 53V52H240ZM250 53V52H249ZM248 53V54H249ZM161 54V53H160ZM238 54V53H237ZM244 54V53H243ZM252 54V53H251ZM250 54V55H251ZM122 55V54H121ZM121 55H119V56H121ZM124 55V54H123ZM123 55L121 56V57H123ZM155 55H157V54H155ZM231 55H232V53H231ZM245 55H246V53H245ZM258 55V53H256V55H254V56H257ZM258 55V56H259ZM64 56H66V57H69L70 56V53H65L64 54ZM168 56V55H167ZM166 56V57H167ZM236 56V55H235ZM243 56V55H242ZM255 57V58H258V59H260V60H262L261 58H259V57ZM58 57H60V56H58ZM132 57V56H131ZM237 57H238V55H237ZM248 57H250V56H248ZM247 56H246V58H248ZM136 58V59H135ZM222 58H223V56L221 57V59H219V61L220 62H212V60H211V62L209 61V63H207L206 65H205V69H204V71H203V75H202V77H205V80H203L202 81V83L203 84H207V82H208V80L209 79H214L213 77H215V74H217L218 72H219V69H218V67H220L224 62H222V64H220L221 63V60H222ZM231 58V57H230ZM233 58H234V56H233ZM244 58H245V56H244ZM253 58V57H252ZM255 58H253L255 61H257ZM154 59H155V57H154ZM226 59V58H225ZM235 59H236V57H235ZM216 60V59H215ZM224 60V59H223ZM230 60V59H229ZM259 60V61H260ZM155 61V60H154ZM168 61H169V59H168ZM253 61V60H252ZM255 61H253V63H252V65L254 66L255 65ZM233 62H235V61H233ZM232 62V63H233ZM238 62H239V60H238ZM241 62V61H240ZM89 63V62H88ZM228 62H226V63H224L225 65H228L227 64ZM258 63V62H257ZM237 64V63H236ZM244 64H248V65H250L249 63H245V61H244ZM260 64V63H259ZM78 65V64H77ZM88 65V64H87ZM238 65V64H237ZM247 65V66H248ZM256 65H258V64H256ZM256 65H255V68L257 69V67H256ZM246 66V65H245ZM45 69L43 70L44 72V74H43V78L45 77L44 75H46L47 74V72H48V67L46 66H43ZM78 67H79V69H85V64L83 65V64H81V63H79V65H78ZM88 67V66H87ZM99 67V68H98ZM243 68H245L244 66H242ZM242 67H238V68H242ZM91 68V67H90ZM95 67H93V69H94ZM156 68H159V69H156ZM235 68V67H234ZM259 68V67H258ZM260 68H261V66H260ZM42 69V68H41ZM98 69H100L99 71L101 72V74L105 77V79H104V77H101L102 75H99V73H98ZM250 69H252V68H250ZM88 70H89V68H88ZM237 70V69H236ZM242 70V69H241ZM244 70V69H243ZM247 69H245L244 71H246ZM255 70V69H254ZM244 71H242V72H244ZM256 71V70H255ZM258 71V70H257ZM40 72H41V70H40ZM241 72V71H240ZM89 73V72H88ZM138 73V72H137ZM229 73V72H228ZM246 73V72H245ZM251 73V72H250ZM250 73H248V74H250ZM256 73V72H255ZM91 74V73H90ZM89 74V75H90ZM150 74V75H149ZM237 74H239V73H237ZM230 75L232 76V74L230 73ZM230 75H228L227 74V72H226V76H227V78L230 76ZM241 74H239V76H240ZM252 75V74H251ZM254 75V74H253ZM107 76V77H106ZM235 76V75H234ZM234 76H232V77H234ZM259 76V75H258ZM49 77V76H48ZM131 78H133L132 77V75L130 76ZM222 77H225V76H221V79H222ZM247 77V76H246ZM245 77V78H246ZM254 77V76H253ZM252 77V78H253ZM46 78V77H45ZM44 78V81L47 83V80ZM103 78V79H102ZM215 78H217V77H215ZM227 78H223L224 80L226 79V81H224V83H226V84H228L229 82H230V84H231V82L234 80V82L235 81H237V77L234 79L233 78V80H232V78L231 77H229V79L230 80H232V81H230L229 80V82H227ZM247 78H249V77H247ZM251 78V77H250ZM255 78V77H254ZM42 80V78H38V80ZM49 79V78H48ZM102 79V80H101ZM134 79V78H133ZM220 79V80H221ZM241 79H243V81L245 82V80H244V78H241ZM240 78H239V80H241ZM256 79V78H255ZM111 80V79H110ZM217 80V79H216ZM218 80H219V78H218ZM219 80V81H220ZM43 80H42V83L44 82ZM137 81V80H136ZM210 81V80H209ZM242 81V82H243ZM256 81H259V80H256ZM124 82H126L125 80H124ZM132 82V81H131ZM159 83L158 84H160V81H158ZM212 82V81H211ZM233 82V83H234ZM238 83H242L241 81H237ZM237 82H235V85L237 84L238 85V83ZM248 82V81H247ZM251 82V81H250ZM137 83V82H136ZM147 82H142V81H139L137 84H136V86H139L140 87V85H141V87H142V85H144V86H146V89H144V90H146V91H142L143 93H145V94H143V98L141 99V100H136V111H133V113H131V116L128 118V120L124 123V126L126 127V126H128V124H129V122L130 121H132V119L134 118V116L133 115H135L136 116V114H138V116L137 117H142L144 114H147L148 113V111L150 110V109H156L155 108V106H156V100H155V97H156V95H154L153 96V93L151 94V93H149V91H151L150 90V87L148 86L147 87V84H146ZM210 83V82H209ZM224 83H223V85H224ZM44 84V83H43ZM43 84H41L42 85V88H45V85H44V87H43ZM49 84V81H48V83L46 84L47 86H49L48 85ZM124 85L121 87V89L122 88H124L125 90H126V92L127 93H130V91L132 90V86H133V84H131V83H128V85L127 84H125V83H123ZM138 84H140V85H138ZM155 84V87L158 85L157 84V81H156V83H154ZM157 84V85H156ZM218 84V83H217ZM222 84V83H221ZM246 84H248V83H246L245 82V85ZM40 84H39V86H41ZM162 84H160L157 88H156V90H157V92L160 90L159 88H163L162 86H161ZM212 85V86H211ZM219 85H220V83H219ZM222 85V86H223ZM241 85H244V84H241ZM38 86V87H39ZM46 86V91H48L47 92V94L49 95V91L50 90H47V87ZM143 86V87H144ZM166 86V85H165ZM203 86V85H202ZM230 87H229V89L232 87V84L231 85H229ZM204 86L202 87V88H205ZM228 87V86H227ZM42 88L40 89H38L39 91H42ZM145 88V87H144ZM153 88H154V86H153ZM152 88V89H153ZM233 88H232V90H233ZM250 88V89H249ZM36 89V90H37ZM50 89V88H49ZM134 89H136V88H134ZM159 89V90H158ZM228 89V88H227ZM239 89H241V86H240V88ZM245 89H247V91L245 90ZM43 90H45V89H43ZM138 89H136L135 91H137ZM154 90H155V88H154ZM156 90L154 91V93H156ZM231 90V89H230ZM231 90V91H232ZM242 90V89H241ZM34 91V90H33ZM205 91V92H204ZM221 91V90H220ZM219 91V92H220ZM45 92V91H44ZM147 92V93H146ZM37 92H35V95L37 96V94H36ZM42 93V95H43V91L42 92H40V94ZM104 93V92H103ZM211 93V95H209ZM232 93V92H231ZM32 94H33V92H32ZM39 94V95H40ZM46 94V93H45ZM45 94L43 95V96H45ZM50 94L51 95H53L52 94V92L50 91ZM184 94H186V93H184ZM219 94V93H218ZM218 94H216V95H218ZM234 93H232L230 96H232ZM34 95V96H35ZM41 95V96H42ZM150 95L151 96H153L154 98H152V97H150ZM197 95V94H196ZM214 95V96H213ZM235 95V94H234ZM102 96V95H101ZM141 96V95H140ZM31 97H32V95H31ZM46 97V96H45ZM50 97H53V96H50ZM54 97H55V95H54ZM58 97V96H57ZM57 97H55L56 99H58ZM137 97V96H136ZM233 97V96H232ZM32 98H35V97H32ZM47 98V101H46V105L48 104H50V100H49V97L47 96L46 97ZM45 98V99H46ZM104 98H105V96H104ZM140 98V97H139ZM31 99V98H30ZM54 99V98H53ZM55 99V100H56ZM32 100V99H31ZM30 100V101H31ZM54 100V101H55ZM102 100H106V98L105 99H103V97H102ZM200 100V101H199ZM258 101V102H257ZM32 102V101H31ZM48 102V103H47ZM51 102H52V104H53V100H51ZM56 102L57 101H55L54 103L56 104ZM60 102V101H59ZM87 102V101H86ZM105 102V101H104ZM103 102V103H104ZM256 102H257V104H256ZM43 103H45V102H43ZM85 103V102H84ZM103 103H101V104H103ZM31 104L32 103H30V106H31ZM57 104H59L58 102H57ZM88 104V103H87ZM86 104V105H87ZM43 105H45V104H43ZM60 105V104H59ZM59 105H55L56 107H58ZM81 104H79L78 106H80ZM85 105V106H86ZM100 105V104H99ZM32 106H33V104H32ZM52 106V105H51ZM50 106V107H51ZM61 106V105H60ZM60 106H59V108H60ZM81 106H84V104L83 105H81ZM80 106V107H81ZM48 108H49V106H47ZM54 107V106H53ZM53 107H51L52 109H53ZM79 107V109L81 110V108ZM87 108H88V105L86 106ZM82 108V109H87V108ZM91 108V110H92V108H93V110L92 111H90L89 109ZM94 108H95V105H94V107H89V111L91 112L90 113V115L91 114H93L92 112H95V110H96V112L99 110L98 109V105H97V108L94 110ZM135 108H134V110H135ZM52 109H46L47 110V112H50V114L51 113H53L54 111L52 110ZM54 109H55V107H54ZM73 109H75V108H73ZM49 110H51V111H49ZM59 110V109H58ZM79 110V111H80ZM157 110V109H156ZM155 110V111H156ZM41 111V110H40ZM84 111V110H83ZM87 111V110H86ZM154 111V110H153ZM154 111V112H155ZM30 112V111H29ZM80 112H82V111H80ZM85 112V111H84ZM151 112V111H150ZM55 113V112H54ZM88 113V112H87ZM152 113V112H151ZM151 113H149V114H151ZM27 114V113H26ZM29 114H32V113H29ZM59 114H60V112H59ZM84 114V115H83ZM81 113L80 114V116L81 115H83V116H85V114H86V112L85 113ZM94 114H96V113H94ZM133 114V115H132ZM157 114V113H156ZM32 115H34V112H33V114ZM87 115V114H86ZM88 115H89V113H88ZM87 115V116H88ZM89 115V117H91ZM37 116H39L38 118H40V113H39V115H34V117H35V119H36V121H37ZM49 116H54V114L53 115H48V116H46L45 118V120H46V122L48 121V123H50L49 122ZM145 116V115H144ZM143 116V117H144ZM29 117V120L31 119L30 117V115L28 116ZM44 117V116H43ZM136 117V118H137ZM152 117V116H151ZM197 117V116H196ZM195 117V118H196ZM24 118V117H23ZM26 118V117H25ZM51 118V117H50ZM140 118H138L137 120H139ZM144 118H146V117H144ZM191 118H194V116L193 117H191ZM34 119V118H33ZM34 119V120H35ZM48 119V120H47ZM143 119V118H142ZM141 119V120H142ZM155 119H158V116L156 115V118ZM197 119V118H196ZM26 120V119H25ZM24 119L22 120V121H25ZM41 120H42V116H41ZM43 120H44V118H43ZM42 120V121H43ZM45 120H44V122H45ZM133 120H135V118L133 119ZM199 120V119H198ZM263 120V121H262ZM40 121V120H39ZM38 121V122H39ZM38 122H36V123H38ZM45 122V123H46ZM196 122V121H195ZM25 124V126H26V123L28 124V121L27 122H24ZM32 124V121L30 122L29 121V124ZM41 122H39L38 123V125H36V127H33L34 126V124H32V125H29V126H26L27 128H28V130H29V132L25 129V126L23 125V123H20V125L22 124V127L24 126V129H25V131H27V133L25 134L26 136H27V134L29 133L30 135H32L31 133L33 132H35L34 130H35V128H37L38 129V127L37 126H41V127H39V132H40V128L43 130V128H42V125L44 124L45 125V123H43L42 125H39ZM138 123H140L139 121H138ZM51 124H53V122L52 123H50V124H48V125H51ZM136 124V123H135ZM197 124V123H196ZM43 125V126H44ZM46 125H47V123H46ZM47 125V126H48ZM193 125V124H192ZM17 126H19V125H13V126H11L10 127V129H12V127H13V129L12 130H16V129H18V130H16V132L18 131V133H20L19 131H20V126L17 128ZM30 126H32L31 128H32V130H31V128L29 129V127ZM46 126V127H47ZM133 126H135L134 128H136V125H134L133 124ZM139 126V125H138ZM195 126V125H194ZM14 127H15V129H14ZM132 127V126H131ZM34 128V129H33ZM44 128H45V126H44ZM130 128V127H129ZM129 128H127V129H129ZM22 129V128H21ZM37 129H36V131H37ZM133 129V128H132ZM23 130V129H22ZM119 130V129H118ZM131 130V129H130ZM31 132V133H30ZM38 132V131H37ZM23 133H24V131H23ZM148 133V132H147ZM150 133V132H149ZM28 134V135H29ZM36 134V133H35ZM158 134V133H157ZM178 134V135H177ZM24 135V134H23ZM34 135V134H33ZM131 135V134H130ZM146 135V134H145ZM144 135V136H145ZM143 136V135H142ZM27 137H29V136H27ZM138 138V137H137ZM146 139H147V136L145 137ZM150 137H148V139H149ZM5 141V140H4ZM3 140H2V144H3V142H4ZM8 141H5V143L7 144V146L10 144L9 142V144L7 143ZM129 142V143H128ZM146 142V141H145ZM151 142V141H150ZM150 142H148V143H150ZM5 143H4V145L3 146H5ZM144 143V142H143ZM153 143V142H152ZM12 144V143H11ZM151 144V143H150ZM149 145V144H148ZM12 146V145H11ZM10 146V147H11ZM141 146H143V144H141ZM140 146V147H141ZM144 148H146L145 147V145L143 146ZM13 148V147H12ZM112 149H110V150H112ZM123 149H121V150H123ZM143 149V148H142ZM120 150V151H121ZM145 150H147V149H145ZM109 151V150H108ZM144 151V150H143ZM112 151H110V153H111ZM129 152H127L125 155H126V157H128V159H130L129 158V156H127L128 154H129ZM133 152H135V151H133ZM137 152H136V155H138L137 154ZM146 152H149V150L148 151H146ZM146 152H145V154H146ZM132 153V152H131ZM130 153V154H131ZM47 154H48V152H47ZM115 153L114 152H112V154H110V155H113V156H115L114 155ZM129 154V155H130ZM1 155L2 154H0V158L2 159V158H4V165H5V159L8 157L9 158V156H7L6 157V155L5 154H3V157H1ZM50 155V154H49ZM53 155V154H52ZM51 155V156H52ZM101 155H102V157H103V154H100V155H97V160H98V162L100 161L99 160V157H100V159L102 160L103 158L105 159V158H108V157H103V158H101ZM105 155V154H104ZM108 155V154H107ZM117 155V154H116ZM125 155L123 156V158H126L125 157ZM132 155H134L133 153L131 154V156ZM147 155V154H146ZM5 156V157H4ZM99 156V157H98ZM109 156V155H108ZM111 157V156H110ZM8 158L6 159V162H7V160H8ZM11 158V157H10ZM9 158V159H10ZM18 158V157H17ZM16 158V159H17ZM42 158V157H41ZM47 158V157H46ZM132 158V157H131ZM136 157L134 156V159H135ZM138 158V157H137ZM136 158V159H137ZM0 159V160H1ZM12 159V158H11ZM23 160L25 159V158H22ZM31 159V158H30ZM43 159V158H42ZM41 160V159H40ZM51 160H52V157H51ZM96 160V161H97ZM107 160V159H106ZM21 161V160H20ZM20 161H18L17 160V163H19L20 164ZM3 163V161H0V163ZM22 162V161H21ZM98 162H95V163H97V165H98V167H99V165H100V163L98 164ZM16 163V164H17ZM45 163V162H44ZM43 162H41V164H44ZM102 163V162H101ZM19 164H17V165H15L16 167H19ZM3 165V166H4ZM20 165H22V164H20ZM45 165H48V162L47 163H45ZM83 165V164H82ZM85 165V164H84ZM83 165V166H84ZM139 165V164H138ZM145 165V164H144ZM36 166H38V168L40 167L39 166V164H35L34 165V167H36ZM101 166V165H100ZM0 167H1V165H0ZM16 167H15V169H16ZM44 167V166H43ZM43 167H41L42 169H43ZM46 167V166H45ZM44 167V168H45ZM84 167H86V165L84 166ZM90 166H88V168H89ZM38 168L36 169V168H34V170L36 169V170H38ZM91 168H93V167H91ZM141 168H142V166H141ZM140 168V169H141ZM144 168V167H143ZM20 169V168H19ZM52 169H55V168H52ZM17 170V169H16ZM16 170H12L13 172H12V174L13 173H15V172H17V173H19L18 171H20L21 173H24L23 172V170H18V171H16ZM82 170L84 171L85 169H83L82 168ZM81 170V171H82ZM90 170H92V169H88L87 171H88V173H90L91 171ZM15 171V172H14ZM44 171V170H43ZM86 171V170H85ZM86 171V172H87ZM90 171V172H89ZM28 172V171H27ZM44 172H46L47 174H49L47 171H44ZM50 172V171H49ZM86 172H83L84 174L86 173ZM144 172V171H143ZM21 173H19V174H16V175H18L17 177H19V178H21L19 175H23V174H21ZM47 174H46V176H47ZM81 174H82V172H81ZM54 175V174H53ZM138 175H140V174H138ZM83 176H86V175H83ZM141 176V175H140ZM148 179V178H147ZM85 186H86V188L87 187H89L90 185H92V184H90V183H88V182H86L85 181ZM140 183V182H139ZM136 184V183H135ZM134 184V185H135ZM94 186V187H93ZM92 186V188L91 187H89V188H91V190L92 189H94V190H92V191H98L100 188H99V186H97V188L95 187V185H93ZM85 188V189H86ZM88 189V188H87ZM86 189V190H87ZM101 190H100V193H96L95 194V197H97L98 195V201L99 200H105L106 198H107V196L108 195H106L105 193H103L102 192V194H101ZM251 194V193H250ZM92 195V194H91ZM111 196V195H110ZM109 196V197H110ZM114 196V195H113ZM112 196V197H113ZM105 197V198H104ZM112 197H110L109 198V200H113L112 199ZM115 197V196H114ZM113 197V198H114ZM95 198H93V200H94ZM116 199V198H115ZM97 200V199H96ZM95 200V201H96ZM91 201V200H90ZM107 201V200H106ZM101 202V201H100ZM108 202V201H107ZM7 203V202H6ZM6 203H5V205H6ZM17 203V202H16ZM18 203H20V201L18 202ZM25 203V202H24ZM90 203V202H89ZM98 203V202H97ZM21 204V203H20ZM116 204V203H115ZM11 205H13V206H11ZM10 205V208L8 207V209H7V212H6V208L4 209V210H0V213H3L4 212V216H10V217H15V216H18V214L19 215H21V214H23L22 212H24V211H26V209H24V211L23 210H20V208H21V206L20 207H15V202H14V204H11ZM18 205V204H17ZM25 205H27V203L26 204H24V206ZM90 205V204H89ZM114 205V204H113ZM113 205H112V209H110V212L115 208V206H114V208H113ZM142 205H143V203H142ZM243 206V205H242ZM24 207L22 206V208L21 209H23ZM88 208H90V207H88ZM2 209V208H1ZM118 209V208H117ZM131 209V210H130ZM243 209H245V207L243 208ZM20 210V211H19ZM87 210V209H86ZM85 210V211H86ZM90 210V209H89ZM115 210H116V208H115ZM115 210H113V212L115 211ZM21 212V213H19V212ZM66 211V210H65ZM69 211V210H68ZM84 211V212H85ZM91 211V210H90ZM94 211V210H93ZM106 211H108V213H109V210H106ZM105 211V212H106ZM6 212V213H5ZM18 212V213H17ZM67 212V211H66ZM88 212V211H87ZM139 212V213H138ZM14 213V214H13ZM16 213V214H15ZM96 213V212H95ZM107 213V214H108ZM115 214L117 213L116 211L114 212ZM114 213H112V214H114ZM86 214V213H85ZM84 214V215H85ZM97 214V213H96ZM99 214V213H98ZM106 214V215H107ZM114 214V215H115ZM118 214V213H117ZM261 215H262V213H260ZM83 215V214H82ZM100 215V214H99ZM108 215H110V213L108 214ZM113 215V216H114ZM118 216H119V214H118ZM242 216H244V214L242 215ZM97 217H99L100 218V216H98L97 215ZM109 217V219L107 220V218ZM55 218V217H54ZM59 218H61V217H59ZM63 218H65V217H63ZM85 218H87L86 216H85ZM96 218V217H95ZM111 218V219H110ZM171 218V217H170ZM169 218V219H170ZM222 218H224V217H222ZM239 218V217H238ZM251 218V217H250ZM55 219H57V217L55 218ZM62 219V218H61ZM84 219V218H83ZM88 219H90V218H88ZM118 219L119 218H113L112 219V217H110V216H107L106 218H105V220L103 221V220H100V222H98L97 220H99V219H96V221L98 222V223H102V224H104V225H106V226H111V227H116L118 224ZM159 219L157 220V222L159 221ZM220 219V218H219ZM241 219V218H240ZM245 219V218H244ZM246 219H249V218H246ZM253 219H255V218H253ZM252 219V220H253ZM63 220V219H62ZM225 220V219H224ZM228 220V219H227ZM229 220H231V219H229ZM237 220V219H236ZM235 220V221H236ZM242 220H243V218H242ZM251 220V219H250ZM249 220V221H250ZM58 220H56V224L57 223H59V221L57 222ZM103 221V222H102ZM233 221H234V219H233ZM245 221V220H244ZM64 222V221H63ZM88 222H90V221H88ZM194 222H195V224H194ZM222 222V221H221ZM226 222V221H225ZM229 222V221H228ZM227 222V223H228ZM231 222V221H230ZM229 222V223H230ZM246 222H247V220H246ZM251 222V221H250ZM249 222V223H250ZM253 222V221H252ZM53 223V222H52ZM93 223H94V221H93ZM222 223H224V221L222 222ZM226 223V224H227ZM228 223V224H229ZM54 225H55V223H53ZM63 224V223H62ZM97 224V223H96ZM218 224H219V222H218ZM225 224V223H224ZM227 224V225H228ZM58 225V224H57ZM57 225H55V226H57ZM92 225V224H91ZM264 225V224H263ZM78 226V225H77ZM84 226V225H83ZM220 226V225H219ZM61 227V226H60ZM69 227H70V225H69ZM223 227V226H222ZM180 228V229H181ZM225 228V227H224ZM82 229V228H81ZM88 229V228H87ZM142 229V228H141ZM245 229H246V227H245ZM69 230V229H68ZM225 230V229H224ZM71 232H73L72 231V229L70 230ZM113 231V230H112ZM70 232V233H71ZM216 232V233H217ZM232 232V231H231ZM68 233V232H67ZM70 233H68L67 235H69ZM137 233L138 232H136V230H134V231H131V232H129V233H124L123 235H120V237L118 238L119 240L116 242V251H114V256H110V249H108L107 247H102V248H100L99 246H101L103 243H101V244H96L97 242H98V239H96V238H92L90 235H88V237H89V240L91 241V242H95L94 243V246H93V248H94V250H97V253L95 252V256H96V263H95V261H93V263L94 264H126V262H127V256H129V250L132 248V246L134 245V244H136V235H137ZM171 233H173V234H171V235H174V236H176L177 237V233H174V232H171ZM233 233V232H232ZM167 234V233H166ZM242 234V233H241ZM240 234V235H241ZM165 235V234H164ZM167 235H169L170 237H171V235L170 234H167ZM223 236H225V234L223 235ZM222 236V237H223ZM116 237H118V236H116ZM217 237H219V236H217ZM234 237V236H233ZM238 237V236H237ZM237 237L235 236L234 237V239L236 238L237 239ZM83 238H86L85 237V235H84V237ZM225 238V237H224ZM223 238V239H224ZM238 238H240V236L238 237ZM241 238H242V236H241ZM240 238V239H241ZM115 239V238H114ZM222 239V238H221ZM246 239V238H245ZM31 240V239H30ZM38 241L37 242H39V239H37ZM116 240V239H115ZM189 240V239H188ZM191 240V241H192ZM194 240V241H195ZM213 240V239H212ZM211 240V241H212ZM218 240V239H217ZM232 240H233V238H232ZM243 240V239H242ZM33 240H31V242H32ZM35 241H36V239H35ZM34 241V244L36 243ZM51 241V240H50ZM190 241V240H189ZM199 241V240H198ZM224 241V240H223ZM222 241V242H223ZM231 241V240H230ZM237 241V242H236ZM235 242H233L232 241V243H234V244H239V242H238V240H236ZM240 241V240H239ZM245 241V240H244ZM247 241V240H246ZM138 242V241H137ZM159 242H160V240H159ZM162 242V241H161ZM40 243V242H39ZM210 243H212V242H210ZM240 243H242V242H240ZM245 243V242H244ZM36 244H38V243H36ZM105 244H107V245H109L110 244V240L109 239H107V241H106V243ZM192 245V244H191ZM190 244H189V246H184V248H183V246H181V248L176 252V253H174L175 255L173 256V257H171L170 255H168L169 256V258H167L166 256V254L164 255L166 258H163V251H159V250H157L158 248H159V245L157 246V249H156V252L154 253V254H158V257H157V260H158V264H184V262H190V261H192V262H190V263H193V260H194V258H196V253L197 252H195V248H193V246H191ZM229 245V244H228ZM231 245V244H230ZM229 245V246H230ZM247 245H249V244H247ZM104 246V245H103ZM205 246V244H203V245H201V247H200V250L202 251V249H203V247ZM208 246V245H207ZM232 246H234L235 247V245H232ZM240 246H242V244L240 245ZM244 246H246V245H244ZM195 247H196V245H195ZM236 247H237V245H236ZM119 248V250L117 251V249ZM198 248V247H197ZM207 248V247H206ZM239 248V247H238ZM108 249V250H107ZM236 249V248H235ZM234 249V250H235ZM161 250H162V248H161ZM44 251V250H43ZM192 251V252H191ZM45 252H47V251H45ZM44 252V253H45ZM165 252V251H164ZM103 254H105V258L103 259L102 258V255ZM262 254H263V252H262ZM262 254H261V256H262ZM1 257V256H0ZM259 257V256H258ZM258 257H257V259H258ZM2 258H4V256L3 257H1V259ZM7 258V257H6ZM6 258H5V260H6ZM1 259H0V262L2 263V264H4V262H8L7 260L6 261H1ZM262 257H260L258 260H256L255 261V263L254 264H262ZM225 261V260H224ZM9 262H12V261H9ZM7 263V264H10V263ZM14 262V261H13ZM0 263V264H1ZM5 263V264H6ZM15 263H18V261L16 260V262ZM14 263V264H15ZM77 263L78 264H82V261L79 263L78 261H77ZM244 263V262H243ZM252 263V262H251ZM224 264V263H223ZM253 264V263H252Z\"/></svg>", "mask_w": 264, "mask_h": 264}]
</instances>
